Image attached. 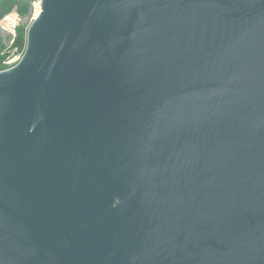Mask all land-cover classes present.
Segmentation results:
<instances>
[{
    "label": "water",
    "instance_id": "obj_1",
    "mask_svg": "<svg viewBox=\"0 0 264 264\" xmlns=\"http://www.w3.org/2000/svg\"><path fill=\"white\" fill-rule=\"evenodd\" d=\"M0 264H264V0H41L0 70Z\"/></svg>",
    "mask_w": 264,
    "mask_h": 264
},
{
    "label": "trees",
    "instance_id": "obj_2",
    "mask_svg": "<svg viewBox=\"0 0 264 264\" xmlns=\"http://www.w3.org/2000/svg\"><path fill=\"white\" fill-rule=\"evenodd\" d=\"M30 1L31 0H0V19H2L7 14H12L14 18L19 17V15H27L30 11ZM25 44V24L18 25L16 27V33L10 45L4 42L3 36L0 31V70L9 67L7 66V64H5V61L11 54H13L14 49L20 51L21 53L24 52Z\"/></svg>",
    "mask_w": 264,
    "mask_h": 264
},
{
    "label": "rangeland",
    "instance_id": "obj_3",
    "mask_svg": "<svg viewBox=\"0 0 264 264\" xmlns=\"http://www.w3.org/2000/svg\"><path fill=\"white\" fill-rule=\"evenodd\" d=\"M33 1H34V0H31V1L29 2V4H30V11H29V13H28L27 15H25V16H20V15L17 13V14L19 15V17L14 18L17 22H16V25H15L14 28H13V31H11V30H9V29H6V28L4 29V28H1V27H0L1 34H2L3 39H4V42H5L6 44L10 45V44L12 43L13 38H14L15 33H16V27H17L18 25L25 24V26H26V30H27V27L29 26V24H30L31 21H32V9H33L32 2H33ZM15 11H16V10H15ZM16 12H17V11H16ZM21 55H22V53H21L20 51L14 49L13 54H11V55L6 59L5 64H7V66H9V67L15 65V64L18 62V60L20 59Z\"/></svg>",
    "mask_w": 264,
    "mask_h": 264
},
{
    "label": "bare ground",
    "instance_id": "obj_4",
    "mask_svg": "<svg viewBox=\"0 0 264 264\" xmlns=\"http://www.w3.org/2000/svg\"><path fill=\"white\" fill-rule=\"evenodd\" d=\"M32 6H33L32 19H34L41 12V0H34L32 2ZM16 22L17 21L14 19L12 14H7L2 19H0V27L13 31V28L16 25Z\"/></svg>",
    "mask_w": 264,
    "mask_h": 264
}]
</instances>
